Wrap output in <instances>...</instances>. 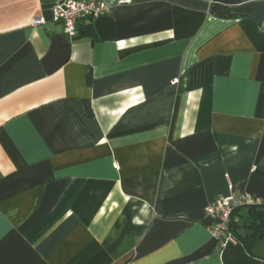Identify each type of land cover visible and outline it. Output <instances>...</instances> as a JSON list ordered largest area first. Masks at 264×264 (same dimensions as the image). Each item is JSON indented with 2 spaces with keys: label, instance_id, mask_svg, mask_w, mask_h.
<instances>
[{
  "label": "crops",
  "instance_id": "obj_1",
  "mask_svg": "<svg viewBox=\"0 0 264 264\" xmlns=\"http://www.w3.org/2000/svg\"><path fill=\"white\" fill-rule=\"evenodd\" d=\"M58 1L0 0V264H264L205 213L264 203V0H102L74 38Z\"/></svg>",
  "mask_w": 264,
  "mask_h": 264
},
{
  "label": "built area",
  "instance_id": "obj_2",
  "mask_svg": "<svg viewBox=\"0 0 264 264\" xmlns=\"http://www.w3.org/2000/svg\"><path fill=\"white\" fill-rule=\"evenodd\" d=\"M113 7L114 5L102 0H59L53 8V19L63 25L68 37L74 38L78 33L80 21L96 20L111 13ZM34 23L44 24L45 20L36 19ZM174 83L178 84L179 81L176 80ZM229 190V195L221 197L205 209L206 217L210 221L208 229L219 248L235 239L232 229L241 223L240 214L244 208L264 204L261 199L249 193L235 194L232 184L229 185Z\"/></svg>",
  "mask_w": 264,
  "mask_h": 264
},
{
  "label": "trees",
  "instance_id": "obj_3",
  "mask_svg": "<svg viewBox=\"0 0 264 264\" xmlns=\"http://www.w3.org/2000/svg\"><path fill=\"white\" fill-rule=\"evenodd\" d=\"M247 209V215H241L242 222L245 219L246 229L248 230L245 235L240 233V229L243 224H238L232 229L235 236H237L241 242L250 250L251 245L257 240L264 238V204L262 206H252L244 208Z\"/></svg>",
  "mask_w": 264,
  "mask_h": 264
}]
</instances>
